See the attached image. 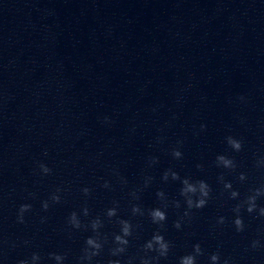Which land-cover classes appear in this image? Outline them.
I'll use <instances>...</instances> for the list:
<instances>
[{
	"label": "clouds",
	"instance_id": "9594fccd",
	"mask_svg": "<svg viewBox=\"0 0 264 264\" xmlns=\"http://www.w3.org/2000/svg\"><path fill=\"white\" fill-rule=\"evenodd\" d=\"M243 99V97H241ZM205 125H201V130L205 129ZM226 143L228 146L235 152H239L242 150L243 142L242 140H239L233 136L226 137ZM172 156L174 159H181L183 156V153L179 150V148H175L172 150ZM156 158H150V164L156 163ZM264 164V160H258L257 166H261ZM216 166L222 167L224 169L228 170H234L236 168L235 161L226 155H218L216 157ZM198 168H201V165H197ZM40 172L43 175H48L51 173V169L41 163L39 165ZM169 178H171L173 181L179 180L182 187L180 189V196L183 197L184 204L186 205V209L183 212V215L180 219L175 221L174 227L177 230H180L182 228V222L184 218H191L192 210L193 209H202L207 206L209 199L211 198L212 189L210 185L204 181V180H192L190 177H184L181 178L180 175L173 171L172 169L166 170L163 175L162 179L164 181H168ZM219 181L223 183V188L229 193V198L236 200L239 197V192L236 190H233L231 182H225L223 175H221L219 178ZM239 180L244 181L246 180V175L244 173H240ZM151 181V177L146 178L145 180V186ZM103 187L108 188L110 187L109 183L106 181L103 185ZM83 193L85 195H88L90 193V189L85 187L82 189ZM61 192V189H57L55 193H53L49 200L42 201L41 207L44 211H47L50 207V202L55 204L59 203L61 200V196L58 194ZM133 197L138 199L136 196V193H132ZM157 197L164 201L163 207H157L148 210V216L150 217L153 224L159 225L161 228L164 226V222L167 220V214L164 209L168 207L167 198L165 196V193L163 191L157 192ZM264 196V185H261L258 188H255L251 190V193L242 201L236 204V206L233 208V213L235 214L234 219L232 221L233 226L237 232H243L245 230V224L243 221V218L241 216V210L247 211L249 214L256 213L259 217H264V206H258L257 200L258 198ZM115 203V202H114ZM172 204L176 208L181 207V203L179 200L172 201ZM30 204H22L17 213V222L18 223H24V214L26 212H29L31 210ZM117 208L118 205L109 208L106 210V216L111 219L112 217L117 216ZM83 215L88 216L89 210L85 207L83 210ZM132 214L133 215H140L143 216L144 210L139 205H133L132 206ZM46 218H42V222ZM69 225L74 229H80L81 227H87L85 225H82L81 220L78 217V214L76 212H72L68 218ZM118 223L120 225V233L119 234H113V244L115 247L110 249L112 256H120L124 254L127 250V247L130 243L129 237L133 235V225L128 220H118ZM225 223V217L221 216L217 219V224H224ZM90 227L92 231L95 233V235L88 237L85 241V247L82 249V255L80 256V262L83 264V262L87 261L88 264H91V261L94 257H97L101 254L104 244L107 242V238L104 237L101 238V234L99 232V229L103 227L102 220L97 217L93 219L90 223ZM264 247V245L261 244L260 240H253L251 243L252 249H258ZM172 244L170 241L166 240L165 237L159 232H155L151 239L145 242L143 245V251L145 253L144 257H141L140 264H153V262H156L158 264V261L161 258H167L169 255V252L171 251ZM156 253L155 256H148L147 253ZM204 255L203 249L201 248L200 244L197 243L193 245V250L191 253H188L182 257L179 258L178 264H197L198 257ZM49 257L53 259L56 264H63V261L66 259V256L64 254H58V253H50ZM41 259L40 255L38 253H33L30 259H23L18 262V264H37V262ZM210 264H221V256L219 252L213 253L209 257ZM108 264H121L120 260H110ZM129 264H131V261H129ZM222 264H231L230 258H226L222 261Z\"/></svg>",
	"mask_w": 264,
	"mask_h": 264
}]
</instances>
